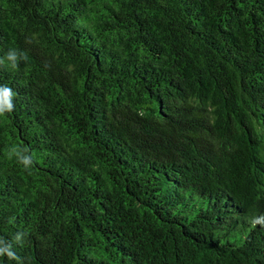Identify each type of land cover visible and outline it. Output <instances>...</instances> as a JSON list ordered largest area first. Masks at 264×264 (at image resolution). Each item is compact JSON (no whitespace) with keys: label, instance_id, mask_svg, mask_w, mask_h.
I'll list each match as a JSON object with an SVG mask.
<instances>
[{"label":"trees","instance_id":"1","mask_svg":"<svg viewBox=\"0 0 264 264\" xmlns=\"http://www.w3.org/2000/svg\"><path fill=\"white\" fill-rule=\"evenodd\" d=\"M10 49L0 264H264V0H0Z\"/></svg>","mask_w":264,"mask_h":264},{"label":"clouds","instance_id":"2","mask_svg":"<svg viewBox=\"0 0 264 264\" xmlns=\"http://www.w3.org/2000/svg\"><path fill=\"white\" fill-rule=\"evenodd\" d=\"M5 59L9 62L10 67L15 70L18 68L19 61L27 60V54L16 49H10L5 58H0V64H3ZM15 96L16 93L12 88L7 85L0 84V117L14 111ZM8 158H15L16 161L26 170H30L36 163L35 154L31 152L27 146H12L8 152ZM248 223L252 227H256L258 225L264 227V215L251 217L249 218ZM26 237V232H17L13 239L16 243H23ZM3 257H7L9 261H20V257L17 256V253L13 249V243L8 241L3 236H0V258Z\"/></svg>","mask_w":264,"mask_h":264}]
</instances>
